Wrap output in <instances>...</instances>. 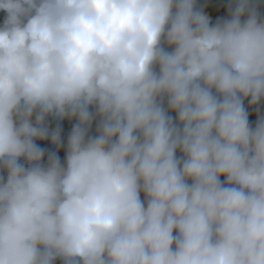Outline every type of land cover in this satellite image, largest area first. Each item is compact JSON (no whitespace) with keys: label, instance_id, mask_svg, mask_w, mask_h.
<instances>
[{"label":"trees","instance_id":"1","mask_svg":"<svg viewBox=\"0 0 264 264\" xmlns=\"http://www.w3.org/2000/svg\"><path fill=\"white\" fill-rule=\"evenodd\" d=\"M218 4L264 21V0H0V187L13 176L66 175L88 186L100 172L86 151L42 135L84 128L74 95L95 98L117 146L128 123L133 157L153 178L195 165L160 208L178 228L175 264L209 217L217 252L199 264H255L264 236V153L244 125L264 130V39L244 57L209 46L236 34ZM77 204L0 199V264H95L96 227L65 222Z\"/></svg>","mask_w":264,"mask_h":264},{"label":"water","instance_id":"2","mask_svg":"<svg viewBox=\"0 0 264 264\" xmlns=\"http://www.w3.org/2000/svg\"><path fill=\"white\" fill-rule=\"evenodd\" d=\"M213 7L229 23H234L240 29L235 34V38L240 39L242 44L248 42L244 48L234 49L235 54L243 56V52H249L250 44L254 40L264 39V21H256L251 14L244 13L242 15L244 27L240 28L233 10L218 4H214ZM231 41L232 39H228L211 45L209 52L214 57L222 51L229 50ZM74 97L79 113L88 118L89 125L80 129L70 128L61 131L53 126H46L42 135L87 152L90 161L104 171V177L98 183L97 191L91 192L66 175L55 176L52 181L49 180L48 175H44L33 181L17 174L6 185L0 187V193H8L21 184V188L25 187L31 194L25 199H18V202H29L30 212L37 207L46 206L49 198H54L60 203L75 202L78 211L66 222L68 224L85 222L87 226L96 227L101 233L111 238L130 259L125 262L118 261L116 264H172L170 248L179 239L178 228L174 227L171 230L168 228L167 218L160 208L166 198L177 196L174 187L186 175L189 167L195 165L196 157L184 162L165 179L153 178L143 168L145 154L134 158L129 149L130 139L140 115L135 122L124 126L119 144L114 146L113 133L106 125L108 114L100 111L96 99L93 98L87 102L86 97L80 93H76ZM251 136L256 143L262 138L260 133ZM259 149H264V141ZM250 152H254V149ZM105 193L108 194L103 195ZM112 193L120 196L121 208L128 214L130 220L124 221L106 204L105 196ZM208 223L209 217L206 216L196 245L187 252L182 264H197L204 255L217 252L216 249L207 246ZM258 249L261 264L264 262V239L261 240ZM49 263L53 264V262Z\"/></svg>","mask_w":264,"mask_h":264},{"label":"flooded vegetation","instance_id":"3","mask_svg":"<svg viewBox=\"0 0 264 264\" xmlns=\"http://www.w3.org/2000/svg\"><path fill=\"white\" fill-rule=\"evenodd\" d=\"M232 10V9H231ZM234 14H235V18L237 20V25L241 28V27H244V24H243V20H242V15L244 13H248V14H251L247 11H233ZM252 15V14H251ZM253 17V16H252ZM257 21V20H256ZM235 30H236V33L240 30L238 29V27L234 24V23H231ZM230 39H232L231 41V48L229 50H226V51H230L232 53H234V49H238V48H244V46H246V44H248V42H243L244 44H242V41L238 38H235V35L230 37ZM256 40H254L253 42H255ZM252 42V43H253ZM252 43L250 44V47L252 45ZM250 47H249V50H250ZM239 50V49H238ZM235 54V53H234ZM248 53H244L243 52V56H240L238 54H235L237 56H240V57H244L246 56ZM88 119V118H87ZM243 127V130L247 133V135H249L251 137V139L253 140V144L251 146V149H254V151L256 150H261L259 149V146L262 144V141H264V130H260L259 128L257 127H251L250 125H242ZM256 133H260V136L262 137H259L261 138L260 139V142L256 143L254 138L251 136L253 134H256ZM263 153H264V149L261 150ZM97 167V166H96ZM98 172H100V178L98 180V182L93 185V186H88L86 184H80L78 181L76 180H73L71 179L72 181L76 182L77 184H80L81 186L83 185L84 187H86L88 190H90L91 192H95L97 191V186H98V183H100V181L102 180V178L104 177V171L101 169V168H96ZM55 176H58V175H54L53 177H49V180H54L55 179ZM24 178V177H23ZM34 181V180H33ZM31 193L28 189H26L25 187L22 189H13L11 191H9L5 197H2V198H7V197H10V198H14L18 201V199H22V198H26V196H29ZM108 193H105L103 195H107ZM0 198V199H2ZM105 202L106 204L111 208L113 209L119 216H121V218L124 220V221H128L130 220L129 216L127 213L123 212L122 208H121V198L120 196L117 194V193H112L108 196H105ZM51 200H54L57 202L56 199L54 198H49L48 201H47V204L46 206L48 205V203L51 201ZM24 203H29V202H24ZM60 203V202H58ZM64 203H75V202H72V201H64V202H61L60 204H64ZM30 204V203H29ZM76 205V203H75ZM66 224H68L67 222H65ZM86 225L85 222H82ZM72 224V223H71ZM70 224V225H71ZM69 225V224H68ZM87 226V225H86ZM169 228V227H168ZM174 227H172L173 229ZM170 229V228H169ZM171 230V229H170ZM209 233V231H208ZM209 235V234H208ZM109 238V237H108ZM111 239V238H110ZM259 242L256 244V263L255 264H260L259 262V258H258V254H259V249H258V246L259 244L261 243V240L264 239V236L262 234H260L259 236ZM117 245V244H116ZM118 246V245H117ZM207 246L209 248H213V249H216L215 247H212L210 246L208 243H207ZM119 247V246H118ZM194 248V247H193ZM193 248H188L185 250V254H184V257L182 258V260L180 261L179 264H182L186 255H187V252H189L190 250H192ZM171 249V248H170ZM122 252L118 251L116 248H114L113 245H102L100 246V248L96 249L95 251H93L92 255H91V258L92 260L94 261L95 264H116V262H120V261H128L130 260L129 257L126 255V253L124 252V250L121 248ZM217 250V249H216ZM171 256V254H170ZM171 260H172V264H175L176 261L173 260V258L171 257ZM201 260V258L198 260L197 264H199V261ZM46 262V263H45ZM49 262H53V264L56 263V258H51V259H46L45 261L39 263V264H50ZM261 264H264V262H261Z\"/></svg>","mask_w":264,"mask_h":264},{"label":"rangeland","instance_id":"4","mask_svg":"<svg viewBox=\"0 0 264 264\" xmlns=\"http://www.w3.org/2000/svg\"><path fill=\"white\" fill-rule=\"evenodd\" d=\"M87 102H89V101H91V99H85ZM87 118V117H86ZM195 167H198V165L195 163ZM21 188V184H18L16 187H14V189L16 190V189H20ZM13 190V189H12ZM6 192H4V193H0V198H2L3 197V195L5 194ZM7 194V193H6Z\"/></svg>","mask_w":264,"mask_h":264},{"label":"clouds","instance_id":"5","mask_svg":"<svg viewBox=\"0 0 264 264\" xmlns=\"http://www.w3.org/2000/svg\"><path fill=\"white\" fill-rule=\"evenodd\" d=\"M88 99V98H87Z\"/></svg>","mask_w":264,"mask_h":264}]
</instances>
